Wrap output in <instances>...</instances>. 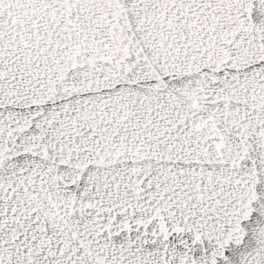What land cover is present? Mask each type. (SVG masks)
I'll use <instances>...</instances> for the list:
<instances>
[{
	"label": "snow or ice",
	"instance_id": "6c2138e0",
	"mask_svg": "<svg viewBox=\"0 0 264 264\" xmlns=\"http://www.w3.org/2000/svg\"><path fill=\"white\" fill-rule=\"evenodd\" d=\"M0 264H264V0H0Z\"/></svg>",
	"mask_w": 264,
	"mask_h": 264
}]
</instances>
